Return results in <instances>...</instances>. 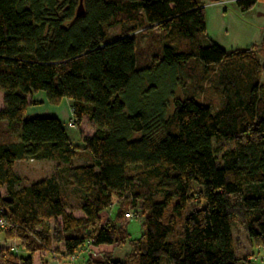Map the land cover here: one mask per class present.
Instances as JSON below:
<instances>
[{
	"label": "trees",
	"instance_id": "16d2710c",
	"mask_svg": "<svg viewBox=\"0 0 264 264\" xmlns=\"http://www.w3.org/2000/svg\"><path fill=\"white\" fill-rule=\"evenodd\" d=\"M232 1L242 13L264 2ZM82 3L76 18L78 0H0V218L11 226L3 238L26 254L0 251V264H33L59 246L72 259L126 244L122 261L104 254L84 264H252L236 257L231 231L237 219L264 247V95L253 47L226 52L208 40L202 0ZM115 27L119 37L106 41ZM158 74L167 91L149 100L156 86L143 87ZM185 80L213 83L219 106L188 90L174 98ZM132 91L141 101L126 114L120 98ZM38 93L51 106L68 101L74 126L91 125L88 134L82 123L81 147L57 119L27 115ZM81 155L89 164L75 166ZM26 160L54 171L15 190L14 165ZM129 212L143 218L136 240L121 226Z\"/></svg>",
	"mask_w": 264,
	"mask_h": 264
},
{
	"label": "crops",
	"instance_id": "0c3cea01",
	"mask_svg": "<svg viewBox=\"0 0 264 264\" xmlns=\"http://www.w3.org/2000/svg\"><path fill=\"white\" fill-rule=\"evenodd\" d=\"M202 7L205 15V36L208 40L220 46L226 52L246 50L253 47L252 56H254L262 69L260 87L262 94L264 95V54L259 49L264 31V2L256 3L249 11L244 13L238 10L232 0H202ZM30 102H32L34 106L43 105L45 110L41 113L32 112L31 115L28 116L38 115L53 117L57 119L63 127L65 124L70 129L76 127H70L68 125L71 120L70 104L68 101L63 100L58 107H45L48 105L46 99L42 93H38L31 97ZM29 109L35 110L36 107H30L28 110ZM82 123L77 127L79 134L80 131L82 132ZM74 140L76 143H71L73 146H82L81 134L79 136L77 135ZM85 164L88 165L89 162L86 161L84 162V165L80 166H85ZM102 216L103 218H108L107 214H102ZM121 248L114 245L99 246L97 248L85 247L78 251L72 259H63L62 256L57 253L58 251H62L61 246H59V250L56 251L54 256L47 253H38L35 255L33 258V264H84V261L87 259L100 261L104 254L111 255L114 260L122 261L130 251L120 255ZM93 253L96 255L94 254V256H92L91 254Z\"/></svg>",
	"mask_w": 264,
	"mask_h": 264
},
{
	"label": "rangeland",
	"instance_id": "374dc122",
	"mask_svg": "<svg viewBox=\"0 0 264 264\" xmlns=\"http://www.w3.org/2000/svg\"><path fill=\"white\" fill-rule=\"evenodd\" d=\"M119 34L120 32H119L118 27L112 28L108 33L106 41L111 42L117 39L119 37ZM139 43L143 47L145 44V39H141ZM147 81H148L146 83L147 86H144L143 87L144 89L145 88L148 89V87L150 86L149 82H151L152 84L156 86L155 92L148 93L147 96L149 100L159 99L167 91V80L162 74L153 76L150 78V80H147ZM185 82H187L186 83L188 84L187 86L183 88L176 87L174 89V98L176 99L183 98L184 95L187 94L186 91L188 90L189 93L194 94V96L198 100H200L202 103L211 104L213 107L219 106L220 91L217 88L215 89L213 83L211 82L206 83L205 85L202 86V88L197 89V88H194V86H192L190 82H188L187 80H185ZM140 99H141L140 96L138 94H135L134 91L129 92L126 98H120V100L124 102V104L126 105L125 107L126 114H129V109L127 107V104H131L132 106L137 105L140 103L141 101ZM173 100L174 99L168 100L169 107L167 108V115L169 116H171L174 111ZM47 106H51V105L48 104L45 107ZM58 106H53V107H58ZM32 107H36V109L35 110L29 109L27 111V115H31L32 112L41 113L45 110L43 108L44 107L43 105H37V106L33 105L31 106V108ZM63 128L66 134L68 135L71 143H76L74 139L76 138L77 135L78 136L80 135L78 128L75 127L74 129H70L66 124L64 125ZM89 128H92L91 125L87 123L86 119H84L83 130L85 131V133L90 134L92 132V129L88 132ZM212 147L216 149L218 145L213 141ZM86 161H89L88 155H81V156H77L74 158L73 164L75 166H80V165H83L84 162ZM14 171L22 180V182L19 185L15 186V190H19L21 188H25L29 186V184L32 182L39 181V180L44 179L45 177L50 176L54 171V164L52 162H40V161L26 160V161L17 162L14 165ZM194 198H196V196ZM193 204H195V201L193 202ZM115 208H116V205H114L109 211V215H111L112 217L114 216ZM129 214H131L133 217L130 220L124 217L123 222L121 223V226L126 227V230L128 234L130 235L131 240H136L141 235L143 218L141 216L137 217V215L133 212H129ZM103 220L105 221L106 218L104 217ZM49 224L51 226L52 222H49ZM232 224H233V227H232L231 235L233 238L236 257L240 259H243V258L250 259L252 264H264V247H261V246L258 247L249 242L247 235L245 231L243 230L239 220L237 219L233 220ZM54 248H56V246ZM129 251H130V245L126 244L121 248L120 255H123L124 253H127ZM17 254L20 257L26 256V254L22 251L21 248L18 249ZM94 254L95 253L91 255H94ZM161 264H169V263L165 261V259H162Z\"/></svg>",
	"mask_w": 264,
	"mask_h": 264
},
{
	"label": "built area",
	"instance_id": "2783aa9c",
	"mask_svg": "<svg viewBox=\"0 0 264 264\" xmlns=\"http://www.w3.org/2000/svg\"><path fill=\"white\" fill-rule=\"evenodd\" d=\"M69 126L73 127V123L69 122ZM128 220H130L133 216L131 214H125L124 216ZM11 229V226L8 222L2 218H0V251H7L10 253L17 254L18 249L20 248L19 241L14 239H5L3 235L7 233ZM89 248H92L88 246ZM94 256V255H92Z\"/></svg>",
	"mask_w": 264,
	"mask_h": 264
},
{
	"label": "water",
	"instance_id": "95a60500",
	"mask_svg": "<svg viewBox=\"0 0 264 264\" xmlns=\"http://www.w3.org/2000/svg\"><path fill=\"white\" fill-rule=\"evenodd\" d=\"M83 0H78V8L76 11V18H79L83 15Z\"/></svg>",
	"mask_w": 264,
	"mask_h": 264
},
{
	"label": "bare ground",
	"instance_id": "6f19581e",
	"mask_svg": "<svg viewBox=\"0 0 264 264\" xmlns=\"http://www.w3.org/2000/svg\"><path fill=\"white\" fill-rule=\"evenodd\" d=\"M69 125V124H68Z\"/></svg>",
	"mask_w": 264,
	"mask_h": 264
}]
</instances>
